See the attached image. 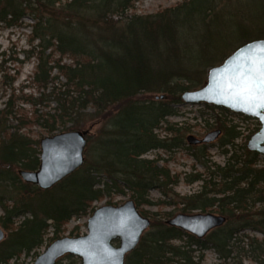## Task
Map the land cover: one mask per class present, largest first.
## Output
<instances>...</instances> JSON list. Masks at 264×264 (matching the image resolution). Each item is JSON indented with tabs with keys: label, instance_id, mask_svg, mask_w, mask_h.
<instances>
[{
	"label": "trees",
	"instance_id": "1",
	"mask_svg": "<svg viewBox=\"0 0 264 264\" xmlns=\"http://www.w3.org/2000/svg\"><path fill=\"white\" fill-rule=\"evenodd\" d=\"M135 1L0 0V21L6 26L27 14L34 21L30 35L35 44L27 57L35 60L31 82L36 89L33 95H19L11 88L0 108V225L8 231L0 242V263L15 264L22 254L41 246L49 228L54 231L51 240L60 237L70 219L93 212L94 201L127 193L151 222L126 254L125 264H201L208 248L222 261L236 252L237 264L243 257L264 264V164L244 138L236 142L258 126L243 136L238 124L226 117L215 115L213 123L206 121L209 128L222 129L225 162L197 157L203 170L186 182L201 181L200 189L172 199L184 210L224 215L223 225L197 238L141 209L153 203L152 189L173 195L172 187L180 180L167 164H160L159 155H143L182 144L183 131L166 118L183 103V90L205 84L210 67L238 46L264 38V0H182L158 12L126 15ZM116 15L125 16L113 19ZM64 57L70 62H63ZM2 78L11 87L15 75L3 73ZM155 93L164 96L155 98ZM17 100L31 105L30 116ZM96 121L108 123V128L103 126L93 143L87 135L93 161L49 189L21 179L19 168L34 170L39 164V142L29 134L32 126L50 134L83 130ZM162 124L173 137L156 132ZM247 230L263 238L249 237L246 247L235 250L237 235ZM71 234L79 232L74 228Z\"/></svg>",
	"mask_w": 264,
	"mask_h": 264
},
{
	"label": "water",
	"instance_id": "2",
	"mask_svg": "<svg viewBox=\"0 0 264 264\" xmlns=\"http://www.w3.org/2000/svg\"><path fill=\"white\" fill-rule=\"evenodd\" d=\"M264 68V38L250 40L238 46L218 65L209 68L203 86L185 89L180 98L185 104H208L231 112L254 118L258 128L246 140L250 151L264 156V92L254 90L238 94L241 82L253 69ZM164 95H155V98ZM88 130H65L39 139V164L34 170L19 168L21 179L40 189H49L80 168L84 162ZM221 129L208 131L202 138L186 136L190 145L214 141ZM224 215L218 213H177L166 220L170 226L184 230L197 238H203L211 230L223 225ZM150 218L142 215L132 198L121 204H103L96 207L87 219V231L78 236H61L53 240L34 259L32 264H55L65 255L80 258V264H125V256L139 243L150 225ZM5 231L0 227V242ZM118 240V244L113 243ZM5 264V263H4Z\"/></svg>",
	"mask_w": 264,
	"mask_h": 264
},
{
	"label": "rangeland",
	"instance_id": "3",
	"mask_svg": "<svg viewBox=\"0 0 264 264\" xmlns=\"http://www.w3.org/2000/svg\"><path fill=\"white\" fill-rule=\"evenodd\" d=\"M62 2L65 0H61ZM182 0H137L134 2L133 7L130 8L126 15L138 14V15H146L154 12L161 11L167 7L174 6L175 4L181 2ZM125 16V15H124ZM124 16L116 15L113 16V19L123 20ZM9 18V17H8ZM33 19L30 15H25L22 17L17 23L12 24L10 26H6L4 22L0 21V108L3 107V103L6 100L7 93L10 92V89L13 88L15 94H23L30 95L35 94L36 89L31 82V76L34 71L35 60L33 57H27V52L32 49V46L35 44L31 41V25L33 23ZM63 62H70L68 57H64ZM7 73L10 76H14L15 78L11 84V87L6 86L3 83L2 74ZM61 81L63 79L60 78ZM162 93H155L154 95H160ZM16 103L18 106H21L25 112H28V116H30L31 105L22 100H17ZM176 109V113L168 116L166 119L168 123L175 124L173 128H180L183 132L182 135V144L179 147H174L169 151H163L162 149H153L146 152L143 156L146 158H154L156 155H159L163 160L161 163L167 164L171 173H178L180 175L179 182L172 187L173 195L163 194L159 189H152L150 191L151 200L153 201L150 205L141 206V209L146 210L151 213H155L156 217L159 218H170L177 213H216L211 210H200V209H182V205L179 203H174L172 199L176 198V195H190L197 192L200 189L201 181H194L192 183H187L186 178L190 179L191 174L196 171H202L203 167L201 161L197 159L200 157L201 160L208 158L212 162L223 164L225 162L226 156L222 153V147L220 146V138L223 135L222 129L221 134L214 141L208 143H200L196 145H190L186 136L188 134H192L197 138H202L208 131L216 129L209 128L206 124V121L209 123H213L215 120V115H220L226 117L230 123H237L239 128L243 132V136L249 133L255 126H258L257 120L254 118L250 119H242L240 116H236L230 113H221L219 110H210L207 109L204 104H185L180 103L174 106ZM234 113V112H233ZM237 114V113H235ZM257 123V124H256ZM110 125V124H109ZM166 124H162L159 128L156 129V132L160 134L161 137L171 138L174 136L173 132H166L164 130ZM108 128V123H104L102 121H96L93 125L87 126L83 128L88 130L87 135H91V143L96 140L99 130L102 127ZM188 128V129H185ZM71 130V129H63L57 130L53 133L47 134L41 131L40 128L36 126H32L29 130V134L32 138L39 139L46 135H52L57 132ZM253 132L249 133L252 134ZM86 135V136H87ZM248 136V137H249ZM248 138L241 137L236 140V142L241 143ZM0 139H2V135L0 134ZM87 140V139H86ZM90 141V140H89ZM90 142L86 141V146L84 150L85 162L82 166L87 165V161H93L94 155L92 150L90 149ZM92 148V145H91ZM203 153L205 154L204 156ZM259 164H264V156L261 155L259 158ZM81 166V167H82ZM172 194V193H171ZM129 198L127 193L119 194L109 197H104L101 200L94 201L92 205L96 207L108 204V201L111 200L110 204H121L126 199ZM171 200V202H170ZM170 202V203H167ZM94 208V209H95ZM138 209V208H137ZM140 209V207H139ZM2 209L0 207V216L2 215ZM87 214L86 216L80 218H72L66 223L65 229L59 232V236H74L71 234V230L76 228L79 232V235L86 233L87 231V219L91 215ZM150 219L151 217L148 216ZM23 219L19 217L18 220ZM0 227H2L0 225ZM3 228V227H2ZM4 229V228H3ZM5 235L8 234V231L5 230ZM54 231L52 228H49L44 235L43 242L41 246L30 251L29 254H22L21 258L15 264H32L34 259L50 244L53 240ZM249 237H256L258 239L263 238L262 234L256 231L247 230L237 235V239L234 241L235 250L240 246H243ZM113 243L115 245L118 244V240H114ZM245 246V245H244ZM246 247V246H245ZM240 256L234 252V257L227 261H222L217 253L208 248L203 251V259L201 264H237ZM264 260V259H263ZM80 258L75 255L69 256H61L56 260L55 264H80ZM4 264V263H0ZM5 264H14V260H11L9 263ZM242 264H259L254 260H250L248 257H243Z\"/></svg>",
	"mask_w": 264,
	"mask_h": 264
},
{
	"label": "snow or ice",
	"instance_id": "4",
	"mask_svg": "<svg viewBox=\"0 0 264 264\" xmlns=\"http://www.w3.org/2000/svg\"><path fill=\"white\" fill-rule=\"evenodd\" d=\"M252 72L257 73L258 75L254 77L250 74L245 77L241 82L240 92L238 93L249 94V98H255V89H259L261 92H264V68L253 69ZM257 107H264V103L257 105Z\"/></svg>",
	"mask_w": 264,
	"mask_h": 264
}]
</instances>
